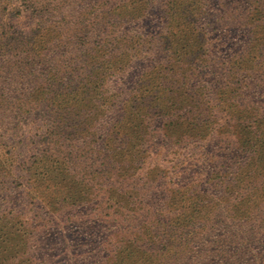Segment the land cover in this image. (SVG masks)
I'll use <instances>...</instances> for the list:
<instances>
[{"label":"rangeland","instance_id":"obj_1","mask_svg":"<svg viewBox=\"0 0 264 264\" xmlns=\"http://www.w3.org/2000/svg\"><path fill=\"white\" fill-rule=\"evenodd\" d=\"M10 1L0 0V261L264 264L257 0H155L142 29L121 25L123 4L91 0L76 13L94 31L56 62L57 81L38 67L42 31L35 44L10 39ZM165 2L176 11L170 50L145 62ZM204 9L202 36L184 35ZM107 40L138 56L125 94L103 82ZM52 94L62 108L50 117Z\"/></svg>","mask_w":264,"mask_h":264},{"label":"trees","instance_id":"obj_2","mask_svg":"<svg viewBox=\"0 0 264 264\" xmlns=\"http://www.w3.org/2000/svg\"><path fill=\"white\" fill-rule=\"evenodd\" d=\"M69 2H61L60 0H54L52 4L42 5L40 7H34V4L31 2H24L22 0H15L14 2L10 1L8 4L9 16L12 19L13 28L11 30L10 39L15 41L17 39L22 40L24 42H33L34 36L40 30L42 31V40L40 41L37 49L34 51L37 53V57L40 58L38 67L40 69H44L49 74L54 75L55 81L59 78L58 67L56 65L57 61L66 58V62L69 61V56H71L74 52L76 46L79 48L82 45V42L85 40V37L91 34L86 25V15H79L78 11L89 10L94 7L96 4L90 2L91 0H68ZM114 4L122 5V10L124 12V16H119L121 19V25L126 27L128 25H135L138 28H144V20L147 16H150L153 5L155 4V0H112ZM259 4V12H257L264 19V0H257ZM139 4V5H138ZM138 5V7H136ZM166 6V16L169 21L168 24H163V33L157 39L152 41L151 39V48L145 49L140 52V59L145 62H152L156 57L165 54L170 50L169 43L167 39H169L168 35L171 34L169 31L173 28L172 23H176L174 17L176 16L175 7L168 2H165ZM3 4H0V10L2 9ZM211 10H200L195 13V17L191 19L190 23H184L186 30V34L193 31L194 35L197 37L202 36L199 22L205 16L209 14ZM110 16V15H109ZM146 18V19H147ZM151 19V18H149ZM29 21V24L26 26L25 21ZM34 20V21H33ZM52 21L57 23L56 30L46 31L47 27L52 24ZM264 24V21H263ZM176 27V26H175ZM175 29V28H174ZM26 30V31H25ZM87 30V31H86ZM173 31V30H172ZM204 31V30H202ZM99 32V31H96ZM198 33V34H197ZM205 33V32H204ZM101 34V33H100ZM98 35V38L100 37ZM142 35V34H141ZM107 39V38H106ZM111 41V42H109ZM226 41V40H224ZM109 42L105 46V54L107 58H109V66L104 74L105 78L103 82L106 84L107 92L112 93L113 90L119 89L123 90V94H125V80L131 75L136 59L137 54H128L127 56L122 53L123 48L121 43H118V46L112 43V40H107ZM34 41L32 44H35ZM111 43V44H110ZM257 50H259L262 56H264V30L258 38ZM101 56L98 57L100 59ZM114 58L111 62L110 60ZM97 59V58H95ZM212 65L210 62L207 64L206 68L203 71L210 70ZM128 68V70H126ZM147 73L143 75L146 77ZM144 79V78H143ZM67 83H72L71 81H66L64 86ZM76 86V85H75ZM74 87V84H70L68 89ZM70 90V91H71ZM47 100V104L44 102V106H46L47 111L50 114H58L61 110V101L62 95L52 94L49 95ZM40 104V103H39ZM50 117H52L50 115ZM264 132V125L259 129ZM101 145H99L100 147ZM243 150H246L243 148ZM7 257H2L0 263L6 264Z\"/></svg>","mask_w":264,"mask_h":264}]
</instances>
